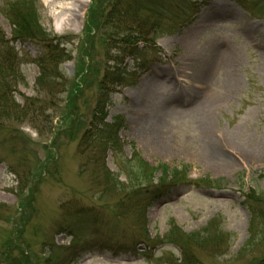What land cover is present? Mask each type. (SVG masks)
I'll use <instances>...</instances> for the list:
<instances>
[{
  "label": "rangeland",
  "instance_id": "obj_1",
  "mask_svg": "<svg viewBox=\"0 0 264 264\" xmlns=\"http://www.w3.org/2000/svg\"><path fill=\"white\" fill-rule=\"evenodd\" d=\"M23 1L0 0L7 40L14 31L9 14ZM30 1L46 39H56L64 55L59 76L40 86L37 61L46 51L14 44L21 78L13 95L27 111L0 118V264H264V15L240 0H192L180 27L166 20L150 36L141 56L150 69L142 72L118 45L132 19L124 27L100 19L110 7L104 0ZM91 15L99 29L85 34ZM117 57L138 76L102 93ZM145 88L151 108L139 103ZM98 100L107 124L124 121L123 146L105 159L122 191L99 187L94 167L85 166L93 153L81 152ZM231 139L245 151L227 148ZM135 153L150 167L182 173L171 179L154 172L153 184L138 180L129 174L139 166ZM169 183L178 186L141 207L144 213L129 207L132 196L117 204L135 185ZM251 210L263 216L253 221ZM174 226L178 240L169 236Z\"/></svg>",
  "mask_w": 264,
  "mask_h": 264
},
{
  "label": "trees",
  "instance_id": "obj_2",
  "mask_svg": "<svg viewBox=\"0 0 264 264\" xmlns=\"http://www.w3.org/2000/svg\"><path fill=\"white\" fill-rule=\"evenodd\" d=\"M108 6L104 15L100 14V19L106 20L108 22L120 24L122 27L126 26L129 18L132 19L133 28L128 27L124 30V37L118 42L121 45L122 52L128 54L129 57L136 63V67L139 71L145 72L149 68L150 60L142 59L143 51L148 49L147 44H151L149 41L151 35L155 34L164 25L165 21H169V27L172 28L179 21L178 27L181 26V22L187 17V14L194 8V3L192 0H128V4H121L112 0H104ZM249 11L262 16L264 15V0H240ZM135 4L132 7L131 5ZM174 7V9H171ZM122 12L119 13L118 9ZM124 10V11H123ZM114 17L110 19L109 17ZM9 17L14 26L13 38L12 40H7L0 30V118L9 120V118H14L19 115H25L27 108L21 107L16 103L13 92L16 91L18 82L21 78L17 72L19 71V56L15 51V43H36L40 45L45 52V55L41 57L38 61V67L40 70V77L38 79V84L43 86L47 79L53 76H59V66L62 62V55H64L63 50L55 46L54 41L56 39L47 38V32L40 25L39 14L34 2L30 0H24L21 5L17 4L12 8ZM92 15L88 18V23L86 25L85 34L91 33L94 29H99V26L94 23ZM181 20V21H180ZM51 35V34H49ZM88 37V36H87ZM140 46H143L140 48ZM142 56V57H141ZM117 63L115 66H110L104 72L102 81L100 83L101 92L105 93L107 85L114 84H134L137 78L136 72L131 73L127 68H123V61H119L117 57ZM122 67V68H119ZM127 81V82H126ZM73 93V92H72ZM71 93V94H72ZM74 94V93H73ZM102 99L104 96H102ZM103 100H98L95 113L93 114V121L89 130L82 133V139L80 141L81 152L84 155L88 153H93L91 156L93 159L90 163L85 164V166H91L93 168V173L97 175L94 177V182L99 187H104L105 192H117L124 189V184L115 183L113 176L105 164L106 154L110 152L109 150H114L113 152H119L123 144L120 142L119 132L124 128V121L122 118H115L112 124L106 123L107 114L104 109L99 105ZM33 103L29 105L32 107ZM69 114L65 113L63 116V121L67 122ZM96 150V152H95ZM95 152V153H94ZM101 153V158L99 159L98 153ZM135 160L139 163L138 167L131 166L129 168V174L131 177H135L138 180L150 177L153 184V173L160 171L162 175L169 177L171 179H176L179 173L182 171L171 172L170 169L164 165L157 167H150L149 164L143 162L139 154H133L132 161ZM101 168L103 169L102 173ZM149 173L151 174L149 176ZM104 176L106 182H100L98 179ZM188 176V172H187ZM148 179V178H147ZM151 188L141 187L140 185L137 189L135 188L130 194H125L120 197L117 204L124 202L125 199L131 197V203L129 207H133L136 212L144 213L140 210L141 207L149 205L152 199H158L159 197L167 196L170 194L177 183H169L162 185H152ZM150 193V195H149ZM77 214L81 215V211H77ZM253 221L257 216H263L262 212L256 213L255 211H250ZM139 217V216H138ZM140 219V217H139ZM174 223V222H172ZM81 221H78L76 225H80ZM169 236L173 239L179 238V230L174 226L170 232ZM190 239H194L190 237ZM188 239L186 242L189 243L191 240ZM156 245L157 247L161 246Z\"/></svg>",
  "mask_w": 264,
  "mask_h": 264
},
{
  "label": "bare ground",
  "instance_id": "obj_3",
  "mask_svg": "<svg viewBox=\"0 0 264 264\" xmlns=\"http://www.w3.org/2000/svg\"><path fill=\"white\" fill-rule=\"evenodd\" d=\"M191 39H192V37H189V36L186 39V44H187V46L189 48H192V40ZM186 51H188V50H186ZM215 51L219 52L220 51V47L215 48ZM148 90H149V88H145L144 93H143V101L139 100V103L142 102V103H144V106H146V108H151L152 107V103H151V100L149 99ZM147 99H149V100L147 101ZM140 132L144 133L141 130H140ZM147 133L150 135V137H153V138L155 137L154 132L152 130L149 129ZM142 137L149 138V136H147L145 134H143ZM213 138H214V136H213ZM216 142L219 143L217 140H216ZM225 145H226L227 148L232 149L234 151H238V152L245 151L244 145L241 144L240 142L236 141L235 139H231V140L225 141ZM248 158L251 159V158H254V157L249 156ZM224 166L225 165H222L221 168L224 167Z\"/></svg>",
  "mask_w": 264,
  "mask_h": 264
}]
</instances>
